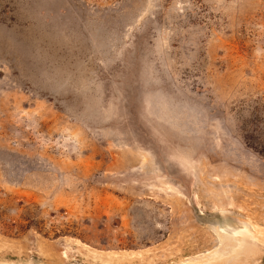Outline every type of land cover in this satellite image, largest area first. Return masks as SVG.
I'll use <instances>...</instances> for the list:
<instances>
[{
    "label": "rangeland",
    "instance_id": "1",
    "mask_svg": "<svg viewBox=\"0 0 264 264\" xmlns=\"http://www.w3.org/2000/svg\"><path fill=\"white\" fill-rule=\"evenodd\" d=\"M244 223L264 0H0V261L173 264Z\"/></svg>",
    "mask_w": 264,
    "mask_h": 264
},
{
    "label": "bare ground",
    "instance_id": "2",
    "mask_svg": "<svg viewBox=\"0 0 264 264\" xmlns=\"http://www.w3.org/2000/svg\"><path fill=\"white\" fill-rule=\"evenodd\" d=\"M238 227L239 228H231L223 225L218 226L217 230L215 231V235L217 237L216 244L211 249L198 253L191 257H186L173 264H218L221 260L229 256L230 254H233L235 252L239 253L241 252V249L245 250V244H243L244 242L242 238L238 237L239 234L243 235L242 232H250L252 236L251 238L253 239L259 241L264 240V227L249 223H244L243 225H239ZM0 264L16 263L0 261Z\"/></svg>",
    "mask_w": 264,
    "mask_h": 264
},
{
    "label": "water",
    "instance_id": "3",
    "mask_svg": "<svg viewBox=\"0 0 264 264\" xmlns=\"http://www.w3.org/2000/svg\"><path fill=\"white\" fill-rule=\"evenodd\" d=\"M228 227L239 228L238 226ZM242 234H239L238 237L242 238L245 250L241 249L239 253L230 254L218 264H264V240L259 241L251 238L250 232H242Z\"/></svg>",
    "mask_w": 264,
    "mask_h": 264
}]
</instances>
